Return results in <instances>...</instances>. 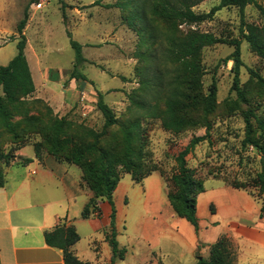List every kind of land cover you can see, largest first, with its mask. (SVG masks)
Instances as JSON below:
<instances>
[{"label": "rangeland", "instance_id": "1", "mask_svg": "<svg viewBox=\"0 0 264 264\" xmlns=\"http://www.w3.org/2000/svg\"><path fill=\"white\" fill-rule=\"evenodd\" d=\"M123 1L37 0L30 6L24 33L28 41L25 53L34 71L38 92L10 109L13 130L0 120V144L9 155V160H0V170L7 166V161H10L8 164L17 162L21 149L26 146L24 155H32L31 146L35 144H40L41 157L47 155L49 147L45 139L52 136L57 121L62 118L65 126L60 139L68 142L67 147L98 145L123 159L122 126L139 121L141 128L137 131L132 161L143 171L156 169L153 173L163 177L168 193L175 191L171 182L178 171L175 158L194 137L204 136L206 128L182 133L163 128L155 106L162 108L170 90L168 86L158 88L157 83L169 82L179 70L168 59L169 27L149 15L153 0H131L127 2L129 10L119 7ZM220 1L204 0L193 10L197 14L209 13ZM30 3L31 0H0V66L8 65L18 53L17 27ZM257 3L264 7V0ZM135 8L148 11V21L155 34L153 39L139 32L142 21L137 20L135 27L130 23L135 19ZM244 16L246 23L264 27V14L256 5L247 6ZM179 29L182 34L190 30L212 33L220 40L202 51L204 92L208 93L214 80L218 88V106L210 115V138L199 143L187 156V165L204 184L214 180L234 186L248 183L246 190L261 200L263 195L255 180L263 157L253 147L244 148L242 141L246 132L244 112L251 107L256 115L264 117V60L242 37L240 9L226 7L212 20L181 25ZM71 39L82 45L85 60L77 70L87 81L71 78L76 65ZM235 40L241 41L240 84L246 103L232 90L235 61L231 55ZM38 68L46 74L45 79L39 75ZM145 80L154 84L153 90L140 89ZM98 92L104 95V101L119 119L105 134V119L97 109ZM132 99L146 104L137 108ZM98 157L99 153L93 151L86 161L93 162ZM117 169L121 180L127 176L133 179L134 167L127 166L126 162Z\"/></svg>", "mask_w": 264, "mask_h": 264}, {"label": "crops", "instance_id": "2", "mask_svg": "<svg viewBox=\"0 0 264 264\" xmlns=\"http://www.w3.org/2000/svg\"><path fill=\"white\" fill-rule=\"evenodd\" d=\"M38 73L45 79L41 68ZM35 86L38 92L36 82ZM26 147L21 149L17 162L3 167L0 264H65L63 251L45 240V233L61 223L73 226L79 234L73 251L85 264H158L160 260L164 264H197L200 258H209L211 246L222 236L233 241L236 264H264L260 200L248 190L221 180L207 181L205 192L197 199V230L176 214L165 180L156 172L141 183L127 176L115 190L116 241L126 254L113 262L108 239L112 205L100 201L101 213L83 218L93 192L82 170L51 155L41 159L35 158V151L24 155ZM21 158L33 161L25 165Z\"/></svg>", "mask_w": 264, "mask_h": 264}, {"label": "trees", "instance_id": "3", "mask_svg": "<svg viewBox=\"0 0 264 264\" xmlns=\"http://www.w3.org/2000/svg\"><path fill=\"white\" fill-rule=\"evenodd\" d=\"M37 0H31L30 5L25 10L24 18L18 24L17 30L20 40L17 44L18 53L6 66H0V120H2L9 130L14 126L10 123V109L16 104H20L25 98L31 96L36 91L35 82L26 57L27 38L24 34L28 25L30 15L29 8ZM125 0L119 7L129 10L130 6ZM204 0H153L149 6V15L157 22L165 23L169 27L168 38V59L172 64L179 68L177 74L167 83H157L158 88L168 86L169 97L164 102L162 108L155 106V111L159 112L162 119L163 128L175 133H182L197 128H206V134L194 137L190 143L175 158L178 164V171L171 178L174 192L168 193L171 205L176 214L189 223L197 230L199 228L197 218V199L205 192L204 182L197 179L194 171L187 165V156L191 154L195 147L210 138V115L215 112L218 106L217 101V82L213 81L208 93L204 92L202 66V51L205 47L215 45L220 40L212 33H199L188 31L182 34L179 29L181 25H194L212 20L215 14L226 7L236 6L240 9L242 19V37L246 39L251 49L264 60V27H258L245 22L244 10L249 5H256L264 14V7L257 3V0H221L219 5L211 9L209 13L197 14L193 8ZM132 11V10H131ZM146 9L135 8L134 20L130 21L135 27L138 21H142L139 32L144 33L153 39L155 37L153 27L150 25L149 16ZM144 26V27H143ZM71 37V33H69ZM233 45L235 50L231 57L235 61L234 79L232 90L243 102H247L246 95L240 84L241 60V41L235 40ZM71 46L75 50L76 65L71 78L87 81V78L77 70L78 66L85 60L82 54V45L71 39ZM151 56V55H150ZM142 91L153 90L154 84L150 80L141 82ZM97 109L105 119L104 132L110 127L119 123L111 107L104 101V95L98 92ZM137 108H143L146 103L137 99H132ZM245 119V138L242 141L244 148L253 147L257 150L261 158V170L257 174L255 183L260 188L263 195L261 201V215L264 217V117L258 116L251 109L244 112ZM65 126L64 118L57 121L51 137H46L48 153L56 159L78 166L83 172V179L93 192V198L85 206L82 217L89 218L95 213L100 214V201H108L112 207L111 231L108 235L109 242L113 249L114 259H123L126 254L125 249H119L116 241L115 229V207L113 196L121 180V173L117 167L126 162L127 166L134 167L133 179L136 183H141L143 179L151 175L156 169L142 170L131 159L135 156L134 144L137 141V131L141 128L139 121H134L130 125H123L124 157L120 159L104 151L98 145L83 147H67V141L62 140L61 135ZM31 146V145H30ZM35 151V158L41 159L40 144L32 145ZM97 151L99 157L96 161L87 162L88 156ZM9 160L0 144V160ZM33 159L21 158L22 164H29ZM10 161H7L9 165ZM5 185L4 173L0 170V187ZM231 185V184H230ZM237 189H245V185H231ZM211 209L213 207L211 206ZM46 243L63 251L65 264H85L73 251V246L80 240V236L73 226L65 223L57 225L53 230L45 233ZM236 248L233 241L228 236H222L210 248L208 259L200 258L197 264H236ZM158 264H164L161 260Z\"/></svg>", "mask_w": 264, "mask_h": 264}]
</instances>
